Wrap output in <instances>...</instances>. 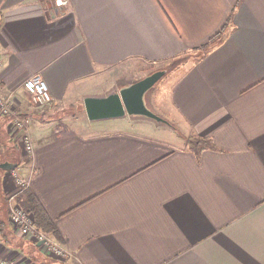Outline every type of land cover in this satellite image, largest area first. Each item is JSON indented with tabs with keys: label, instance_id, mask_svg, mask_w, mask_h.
Wrapping results in <instances>:
<instances>
[{
	"label": "crops",
	"instance_id": "crops-1",
	"mask_svg": "<svg viewBox=\"0 0 264 264\" xmlns=\"http://www.w3.org/2000/svg\"><path fill=\"white\" fill-rule=\"evenodd\" d=\"M0 61V95L14 96L34 142L32 157L24 155L11 118L0 114L1 257L264 264V0H68L62 8L0 0ZM158 70L173 77L170 91L157 95L155 84L147 105L167 122L89 120L85 97ZM35 74L52 103L29 97L23 85ZM157 98L168 115L153 105ZM81 106L86 130L61 122ZM194 136L217 150L198 158L189 149ZM5 162L22 176L38 169L29 186L57 232L43 230L73 257L53 258L11 224Z\"/></svg>",
	"mask_w": 264,
	"mask_h": 264
},
{
	"label": "built area",
	"instance_id": "built-area-1",
	"mask_svg": "<svg viewBox=\"0 0 264 264\" xmlns=\"http://www.w3.org/2000/svg\"><path fill=\"white\" fill-rule=\"evenodd\" d=\"M68 4V0H55L57 8H62ZM2 62L0 61V70ZM46 80L40 74H35L27 78L24 87L29 97L36 104L43 105L53 102V97ZM15 107V99L12 94L0 95V114L3 117L11 118V127L15 138H17L23 154L32 157L34 153V142L30 135L29 123L26 118L19 114ZM18 169L9 170L5 176L7 183V203L11 224L15 226L23 236L34 238L36 244L42 251L57 260H67L73 257V252L65 247L63 243L49 236L48 233L36 224L33 211L23 207L18 199L25 190L30 188L32 178L37 174L38 169L32 166L27 176L18 173ZM13 188V189H12ZM12 189V190H11ZM11 190V191H10ZM0 264H14L10 260L0 256Z\"/></svg>",
	"mask_w": 264,
	"mask_h": 264
},
{
	"label": "water",
	"instance_id": "water-1",
	"mask_svg": "<svg viewBox=\"0 0 264 264\" xmlns=\"http://www.w3.org/2000/svg\"><path fill=\"white\" fill-rule=\"evenodd\" d=\"M166 73L165 70L155 71L131 84L120 87L106 96H87L84 105L90 121L130 116H145L159 122H167L147 105V92ZM4 170H12L17 164L5 162L1 164Z\"/></svg>",
	"mask_w": 264,
	"mask_h": 264
},
{
	"label": "trees",
	"instance_id": "trees-1",
	"mask_svg": "<svg viewBox=\"0 0 264 264\" xmlns=\"http://www.w3.org/2000/svg\"><path fill=\"white\" fill-rule=\"evenodd\" d=\"M188 142L189 149L198 158L206 149L217 150V147L209 138L194 136L191 137ZM18 201L23 207L33 211L36 218V224H38V226H40L45 231H52L56 234L57 229L55 227V224L53 223V220L48 216L47 212L44 211L43 205L41 204L37 196L31 192V188L25 190L24 193L19 197Z\"/></svg>",
	"mask_w": 264,
	"mask_h": 264
},
{
	"label": "rangeland",
	"instance_id": "rangeland-1",
	"mask_svg": "<svg viewBox=\"0 0 264 264\" xmlns=\"http://www.w3.org/2000/svg\"><path fill=\"white\" fill-rule=\"evenodd\" d=\"M189 55V54H188ZM190 55H193V53H191ZM189 59H191V58H189L188 56H186V57H183V58H179V60H176L175 62H174V65H177V64H183V63H185L186 61V63H188L189 62ZM193 59V58H192ZM194 60V59H193ZM192 61V60H191ZM185 63V64H186ZM171 66H173V64H170L169 65V68L171 67ZM147 67H151V66H147ZM156 67V66H155ZM154 68V67H153ZM172 67L170 68V70L169 71H172ZM143 74V72H141V71H139L138 73H137V75H136V79H142V78H144L143 76H141ZM146 77V76H145ZM166 77V76H165ZM165 77H163L161 80H159L156 84V87L155 88H157V95L159 94H161L162 93V91L163 92H165V95H162V97H164V96H167L166 94H168V91H170V87H171V83H172V78H170V79H167L168 81H166L165 80ZM161 97V98H162ZM164 100V99H163ZM163 100H161L160 98H157V100H156V102L153 104L156 108H158L159 110L161 109V110H165L166 111V114L168 115V112H167V109L165 108V106H164V104H163ZM69 110L68 111H66L65 112V114L67 115V114H69V120H62L61 122H64V123H67L68 124V126L71 128V129H74V128H76V129H80V130H86V126H88V119H86V117H85V113L84 112H82L83 111V108H82V106H81V109H77V107H73V108H68ZM161 115H164L162 112H159ZM158 113V114H159ZM59 114H60V112H59ZM63 116H64V114L63 113H61ZM159 114V115H160ZM160 115V117H162V118H164V116H161ZM165 120H167V118H164ZM149 120L150 121H152V122H155V120H153V119H151V118H149ZM58 122H60V121H58ZM101 124V123H100ZM104 129H94L93 131H100V132H102ZM93 131H91L90 133H92Z\"/></svg>",
	"mask_w": 264,
	"mask_h": 264
}]
</instances>
